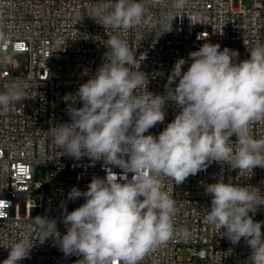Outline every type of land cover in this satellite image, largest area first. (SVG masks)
Masks as SVG:
<instances>
[{
    "label": "clouds",
    "instance_id": "obj_1",
    "mask_svg": "<svg viewBox=\"0 0 264 264\" xmlns=\"http://www.w3.org/2000/svg\"><path fill=\"white\" fill-rule=\"evenodd\" d=\"M164 2L104 0L86 14L105 28L126 31L151 25L148 5ZM187 3L171 0L174 11ZM177 16L170 13L167 23H160L159 36L172 30ZM82 19L83 13L78 22ZM104 44L102 64L64 97L70 122L57 124L50 133L63 155L87 157L93 165L103 161L106 175L93 176L84 191L72 187L68 192L67 201L83 197L84 203L71 212L66 202L61 204L65 234L57 230L56 219L37 215L33 224L39 243L53 238L65 256L82 257L76 264H140L177 234L176 200L165 190L164 179L180 185L213 162L222 172L224 165L239 173L264 168V136L256 138L252 131L254 124L264 123V44L239 60L237 50L205 42L187 59L175 61L163 94L148 90V74L141 70L146 54L137 57L118 35ZM24 99L19 84L0 91V114ZM168 102L178 113L158 135L150 134L165 121ZM204 188L211 197L210 208L201 212L204 221L232 245L243 239L250 249L245 264H264V221L253 218L264 205V192L226 182L222 174ZM180 234L189 235L186 229ZM33 246L32 235L26 234L7 247L2 264H19Z\"/></svg>",
    "mask_w": 264,
    "mask_h": 264
},
{
    "label": "built area",
    "instance_id": "obj_2",
    "mask_svg": "<svg viewBox=\"0 0 264 264\" xmlns=\"http://www.w3.org/2000/svg\"><path fill=\"white\" fill-rule=\"evenodd\" d=\"M103 2L0 0V91L16 83L26 98L0 114V264L8 257L7 247L26 234L32 235L34 246L29 258L19 264H76L82 259L65 256L53 238L39 243L33 219L37 215L56 219L57 230L65 234L61 204L66 202L71 212L84 203L83 197L67 201L68 192L72 187L84 191L93 176L106 175L103 161L93 165L87 157L75 160L63 155L50 129L70 122L64 97L75 93L102 64L109 37L118 35L137 57L146 54L141 70L148 74V90L156 94L164 93L175 61L187 59L205 42L218 43L221 50H237L239 60L248 59L253 47L264 44V0H251L249 8L241 0H188L179 11L172 9L171 0H165L159 6L148 5L151 25L126 31L105 28L86 14ZM81 13L83 19L78 22ZM170 13L179 16L173 19L172 30L159 36L160 23L166 24ZM200 35L204 39H198ZM16 55L23 56L22 66ZM165 111V121L149 129L150 134L158 135L179 109L168 102ZM252 131L256 138L264 136V123L254 124ZM231 139L235 141V135ZM112 170L121 172L116 167ZM221 174L226 182L231 179L264 192V168L259 167L253 173H239L224 165L222 172L221 165L213 162L180 185L164 179L165 190L176 200L173 223L177 234L140 264H245L250 249L243 239L232 245L201 215L211 204L204 185L216 182ZM34 194L39 196L38 204L32 200ZM253 218L264 221V205ZM183 229L188 231L187 237L180 234ZM182 248L190 254L186 260L179 256Z\"/></svg>",
    "mask_w": 264,
    "mask_h": 264
},
{
    "label": "rangeland",
    "instance_id": "obj_3",
    "mask_svg": "<svg viewBox=\"0 0 264 264\" xmlns=\"http://www.w3.org/2000/svg\"><path fill=\"white\" fill-rule=\"evenodd\" d=\"M241 4L244 6V7H247L249 8L251 6V0H241ZM15 58L17 59V61L19 62L20 66H22L23 64V56L22 55H16ZM42 178H40L41 180ZM32 200L35 202V203H39L40 199H39V196L37 194H34L32 196ZM36 213H34L35 215ZM189 252L187 251L186 248H182L179 252V256L186 260L188 257H189Z\"/></svg>",
    "mask_w": 264,
    "mask_h": 264
}]
</instances>
